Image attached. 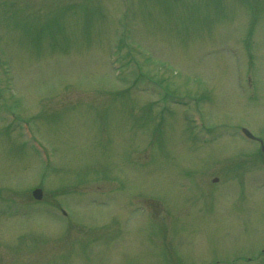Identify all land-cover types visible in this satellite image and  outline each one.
<instances>
[{
    "label": "rangeland",
    "instance_id": "rangeland-1",
    "mask_svg": "<svg viewBox=\"0 0 264 264\" xmlns=\"http://www.w3.org/2000/svg\"><path fill=\"white\" fill-rule=\"evenodd\" d=\"M119 11L0 0L14 89L0 98V264H264V160L238 128L264 144V0H131L133 39L157 63L122 50L121 81L107 64ZM133 58L184 98L162 109L154 82L132 83Z\"/></svg>",
    "mask_w": 264,
    "mask_h": 264
},
{
    "label": "water",
    "instance_id": "water-1",
    "mask_svg": "<svg viewBox=\"0 0 264 264\" xmlns=\"http://www.w3.org/2000/svg\"><path fill=\"white\" fill-rule=\"evenodd\" d=\"M262 151L264 152V148H262Z\"/></svg>",
    "mask_w": 264,
    "mask_h": 264
}]
</instances>
